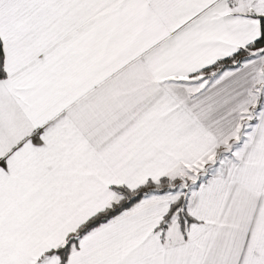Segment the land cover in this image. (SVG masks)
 Segmentation results:
<instances>
[{"label": "snow or ice", "instance_id": "1", "mask_svg": "<svg viewBox=\"0 0 264 264\" xmlns=\"http://www.w3.org/2000/svg\"><path fill=\"white\" fill-rule=\"evenodd\" d=\"M0 264H264V0H0Z\"/></svg>", "mask_w": 264, "mask_h": 264}]
</instances>
